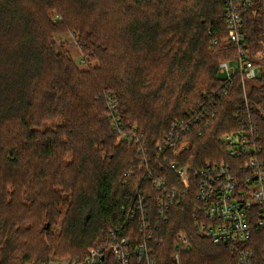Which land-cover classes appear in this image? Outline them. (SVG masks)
<instances>
[{"label": "trees", "instance_id": "obj_1", "mask_svg": "<svg viewBox=\"0 0 264 264\" xmlns=\"http://www.w3.org/2000/svg\"><path fill=\"white\" fill-rule=\"evenodd\" d=\"M262 4L243 11L256 62L264 60ZM225 5L0 0V264H50L52 257H84L93 246L108 255L109 232L124 226L128 200L145 177L143 152L133 142H118L112 129L110 95L126 124L145 134L152 156L175 118L215 100L217 117L209 126H193L182 158L195 167L235 162L220 137L242 125L234 115L245 102L241 81L228 87L219 72L221 61L238 55L227 42ZM59 33L74 36L85 61L94 64L82 69L58 43ZM246 88L264 160V70L246 80ZM166 173L176 183L173 172ZM142 187L156 212L159 192L150 180ZM160 226L156 234L167 239L157 246L160 253L179 230L199 236L185 203L174 205ZM193 248L197 264H228L226 247L199 240ZM103 264L112 262L106 257Z\"/></svg>", "mask_w": 264, "mask_h": 264}, {"label": "built area", "instance_id": "obj_2", "mask_svg": "<svg viewBox=\"0 0 264 264\" xmlns=\"http://www.w3.org/2000/svg\"><path fill=\"white\" fill-rule=\"evenodd\" d=\"M256 1L225 0L227 42L237 47L238 55L221 61L219 72L228 87L241 81L245 103L238 106L234 115L242 125L223 134L220 141L226 148L227 157L235 162L212 160L195 167L182 158L191 148V138L186 136L193 126L199 123L209 126L217 117L215 100L175 118L168 134L155 141L156 150L152 156L145 134L136 125L129 127L126 124L119 102L110 95L106 105L110 110L112 129L143 152L139 163L140 169L145 170V177L128 200L124 226H115L109 232L108 255L103 246H93L86 256L68 258L61 264H103L106 257L112 264H195L192 253L194 243L199 240L202 244L208 241L226 247L230 253L225 255L228 264H264V160L260 158L263 147L259 143L257 125L252 121L246 88V80L259 78L262 74L264 60L256 62L251 57L243 16V11ZM217 42L215 39L213 44ZM167 171L173 172L176 183H171L172 176ZM126 173L131 178L136 175V170L133 168ZM147 180L159 192L155 200L156 212L142 187ZM182 203L190 207L199 236L179 230L172 245L165 246L160 253L157 246L166 245L167 239L166 234L160 231L158 236L156 231L161 228L162 221L168 220L171 208ZM50 264L60 262L51 258Z\"/></svg>", "mask_w": 264, "mask_h": 264}, {"label": "rangeland", "instance_id": "obj_3", "mask_svg": "<svg viewBox=\"0 0 264 264\" xmlns=\"http://www.w3.org/2000/svg\"><path fill=\"white\" fill-rule=\"evenodd\" d=\"M57 40L58 43L63 47V49L67 50L71 55H73L74 58H76L78 64H80L82 69H87L88 67H90V64H94V61H85V57L83 54V51L80 50V48L78 47V45L76 44V40L74 38V36H70L69 34L66 33H59L57 35ZM262 74L260 73V76ZM50 123V122H49ZM49 126L51 128H56L58 126V122L56 123H50ZM123 138L118 137V142L122 141ZM58 230V228H57ZM53 259H55L57 262L63 263V260H66L68 258H60V257H52Z\"/></svg>", "mask_w": 264, "mask_h": 264}]
</instances>
